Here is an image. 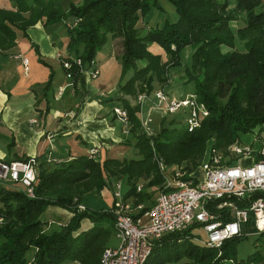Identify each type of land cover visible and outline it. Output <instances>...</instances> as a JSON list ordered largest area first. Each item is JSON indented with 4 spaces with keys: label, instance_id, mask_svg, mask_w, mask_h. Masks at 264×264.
Instances as JSON below:
<instances>
[{
    "label": "trees",
    "instance_id": "1",
    "mask_svg": "<svg viewBox=\"0 0 264 264\" xmlns=\"http://www.w3.org/2000/svg\"><path fill=\"white\" fill-rule=\"evenodd\" d=\"M9 1L13 10L0 8V50L14 45L16 30L24 35L26 28L37 21L47 27L62 19L67 41L66 54L59 57V62L70 64L72 86L106 40L120 38L116 57L121 73L117 86L122 95L116 99L127 112L130 143L139 157L105 158L99 162L79 155L51 168L48 162L36 159L34 198L0 187V264H97L101 250L113 237L112 211L86 207L77 210L75 204L89 192L112 190V180L120 177L123 198L131 197L134 204H150L149 193L136 191L134 185L139 178L149 176L146 186L161 181L150 143L163 162H183L184 169L189 170L201 160L209 139L211 149L218 150L239 141L256 127L255 137L264 141V7L260 0H233V6H229L230 0H167L177 18H164L160 26L148 27L143 34L135 23L150 8H161L157 0ZM237 20L243 26L233 28L232 23ZM152 43L160 46L173 63L184 46L192 48L189 66L184 67V83H191L192 92L204 104L207 115L191 131L186 130L180 111L157 115V131L146 135L134 115L135 106L123 96L141 91L138 83L142 81L150 90L153 80L166 79L165 62L147 49ZM221 46L228 50L222 51ZM76 59L79 65L74 62ZM52 77L49 72L44 92L51 86ZM237 204L243 206L244 202ZM48 205L66 209L71 216L65 224L43 233L38 216ZM147 208L145 205L141 212ZM219 213L220 219L230 220L226 210ZM83 219L89 225L79 229ZM190 230L152 240L142 264H264V253L257 249L244 258H236L237 245L247 233L254 232L259 239L264 235V230L255 232L251 214L241 224L239 235L224 239L218 249L195 240Z\"/></svg>",
    "mask_w": 264,
    "mask_h": 264
},
{
    "label": "built area",
    "instance_id": "2",
    "mask_svg": "<svg viewBox=\"0 0 264 264\" xmlns=\"http://www.w3.org/2000/svg\"><path fill=\"white\" fill-rule=\"evenodd\" d=\"M23 70L26 58H21ZM80 64L79 60H74ZM65 75L70 64L62 63ZM90 78L98 73L93 60L85 70ZM62 89L59 90V92ZM58 92V93H59ZM135 116L140 129L151 135L152 114L159 116L183 113V124L187 131L198 127L207 115L204 104L192 94L183 97L168 96L162 89L150 94L139 93L133 99ZM142 106H146L143 113ZM113 115L122 123V131L128 133V117L123 107H113ZM150 148L156 155L152 144ZM209 148V147H208ZM229 156L222 161V153L208 149L207 158L199 165L201 175H188L181 168L168 170L162 159L156 158L157 167L164 182L154 193L150 204H134L132 198H123L120 180L112 189L113 237L116 244L105 246L97 264H142L150 250L152 240L163 235L190 228L194 239L205 246L219 248L224 239L239 235L241 224L252 215V226L256 231L264 228V147L256 149L235 140L228 146ZM95 149H89L93 157ZM37 161L26 159H0V187L21 192L34 198ZM142 185L135 187L140 191ZM244 202L238 205L237 202ZM148 208L141 212V209ZM82 208V206L80 207ZM226 210L230 220L220 219V211ZM2 216L0 215V223ZM202 234V237L198 235ZM76 263V262H75Z\"/></svg>",
    "mask_w": 264,
    "mask_h": 264
},
{
    "label": "crops",
    "instance_id": "3",
    "mask_svg": "<svg viewBox=\"0 0 264 264\" xmlns=\"http://www.w3.org/2000/svg\"><path fill=\"white\" fill-rule=\"evenodd\" d=\"M260 3L264 7V0ZM0 8L14 9L9 0H0ZM116 40L108 38L96 52L93 61L97 75L90 78L82 70L72 86L59 62V57L66 54L67 41L61 23L45 27L37 21L26 28L24 35L15 31L14 45L0 50V159L35 157L55 165L74 156H89L91 148L95 149L92 158L99 162L139 157L134 155L130 134L124 135L122 123L112 112L113 107H121L116 98L122 94L117 86L121 67ZM21 58L27 60L26 70ZM49 72L53 76L51 86L44 92ZM128 152L129 158L125 157ZM111 193L106 188L96 192L112 204ZM49 206L39 220L56 224L68 220V211L58 207L48 214Z\"/></svg>",
    "mask_w": 264,
    "mask_h": 264
},
{
    "label": "rangeland",
    "instance_id": "4",
    "mask_svg": "<svg viewBox=\"0 0 264 264\" xmlns=\"http://www.w3.org/2000/svg\"><path fill=\"white\" fill-rule=\"evenodd\" d=\"M81 0H72L73 3H79ZM159 5H160V9H156V8H150L145 14L140 15L139 19L137 20V22L135 23V27L138 28V31L140 34H143L145 31V29H147L148 27H152V26H160L164 20V18H166L169 21H173L177 18V15L174 11V8L172 6L171 3H169L167 0H157ZM233 0H230V4L229 6H233ZM75 21H77V18H74ZM61 24L63 22V20L61 19ZM233 28H238L243 26V22L241 20H237L234 21L232 23ZM112 39H117L114 42V45L117 46V50H118V43L120 41V38H112ZM117 44V45H116ZM103 46V45H102ZM239 48V47H238ZM147 49L154 53V54H159L161 56V61L165 62V69H166V79L158 82L157 80H153L152 81V88L150 90L147 89V86L145 84L144 81L138 83V86L141 87V91L136 92L134 95L129 96V95H125V98L128 99V102H131L132 106L134 105L133 99L135 98V96L139 93H147L150 94L151 92H153L156 89H162L164 92L167 93L168 96H174V97H183L184 95L187 94H192L195 96V94L192 92V85L190 84H185V80H186V71L184 69V67H188L189 66V55L192 51V48L190 46H184L181 51L177 54V61L175 63H173V61H171L170 59L167 60V55L164 53L163 49L158 46L156 43H152L150 44ZM155 50H159L161 53H156ZM221 50L222 51H226L228 50L227 47L225 46H221ZM122 95V94H121ZM196 97V96H195ZM121 107L122 104H119ZM145 107V106H144ZM136 109V106H135ZM136 111V110H135ZM142 111L143 113L146 111V108L143 109L142 106ZM135 113V112H134ZM155 114V113H153ZM153 114H152V118H153ZM135 115V114H134ZM180 117V116H179ZM157 116H155L153 119V122L150 124V131L152 132L151 134H154L159 126V123L157 122ZM170 119V118H167ZM130 128H131V123H128V133L130 134ZM257 131V128L255 127L251 133H247L244 134L243 136L240 137L239 141L244 143V144H248L250 146L253 147V149L257 148V147H264V141L255 137V133ZM126 135V134H124ZM212 143V140L209 139L206 143V148L203 152V156L201 158V160L199 161V163L195 166L192 167L189 170H185L184 169V164L183 162L181 163H173V164H166L165 162L164 165L165 167L170 170L171 168H173L174 166L177 168H181L182 170H184V172L188 175H193L195 177H198L201 175V171L198 168L199 165L207 158L208 155V149L210 148ZM232 144L228 143L226 146H224L223 148H219L218 151H220L222 153V161L225 160L228 156H229V152H228V146ZM209 147V148H208ZM221 149V150H220ZM136 154L134 153V155H138L137 151L135 150ZM128 152L125 157L129 158V155L131 156V153ZM156 158H160L162 159L160 156L153 155L152 154V161L153 164L155 166L156 172L157 174L160 176V183L156 184V185H151V186H146V182L150 179V176L147 178H139L136 183L134 184L135 187L138 185H142L143 186V190H145L146 192L149 193V199L151 201V198L154 196V193H156V191L162 186L164 179L162 177V175L159 172V169L157 167V163H156ZM123 159V158H122ZM126 159V158H124ZM130 159V158H129ZM51 166L53 165H48L49 168H51ZM120 180L123 184V180L120 178H117L115 180H112V189H113V184L115 181ZM123 185H121V190L123 189ZM107 189V188H106ZM146 204V201L144 202ZM109 205V206H108ZM49 206V205H48ZM55 206V207H54ZM82 206V208H80ZM108 206V207H107ZM87 208L88 210H97V209H103V210H111V202H108L104 197L103 194H101L100 196H97L96 192H89L85 195H83L82 197V201L78 202L75 204V208L77 210H83L84 208ZM55 209L58 208V206L56 205H50L47 209V213H49L48 211H50L51 209ZM61 208V207H60ZM63 209V208H62ZM66 210V209H65ZM68 211V210H66ZM46 212V211H45ZM69 212V211H68ZM70 213V212H69ZM45 214V213H44ZM44 214H42L41 218L44 217ZM71 216V213H70ZM69 216V218H70ZM40 217V214L38 216V218ZM54 218H57V215L53 216ZM68 218V219H69ZM41 221V220H40ZM68 221V220H67ZM66 221V222H67ZM3 222V219L1 221V223ZM42 222V221H41ZM65 222V223H66ZM0 223V224H1ZM64 223V224H65ZM63 224H56L53 221H49L47 222H42V232L46 233V232H50L53 229H56L59 226H61ZM89 223L88 221L86 222L84 219L81 221L80 223V228L79 229H83L85 226H88ZM264 228L261 230L263 231ZM255 232H260V231H255ZM199 237H202V234L198 235ZM110 244L114 245L116 244V240L114 237L111 238L110 240ZM259 250L260 252L264 253V235L262 237V239L257 237V234L254 232L251 233H247L246 236L244 237V239L237 245V251H236V258H244L246 256V254L252 252L253 250ZM31 251H29L26 255L27 257L30 255ZM184 261V260H182ZM68 264H77L75 262H70ZM164 264H177V263H172V262H167Z\"/></svg>",
    "mask_w": 264,
    "mask_h": 264
}]
</instances>
